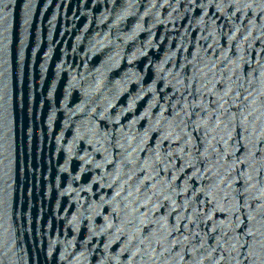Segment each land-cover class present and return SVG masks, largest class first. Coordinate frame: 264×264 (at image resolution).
<instances>
[{"label":"water","instance_id":"water-1","mask_svg":"<svg viewBox=\"0 0 264 264\" xmlns=\"http://www.w3.org/2000/svg\"><path fill=\"white\" fill-rule=\"evenodd\" d=\"M0 264H264V0H0Z\"/></svg>","mask_w":264,"mask_h":264}]
</instances>
